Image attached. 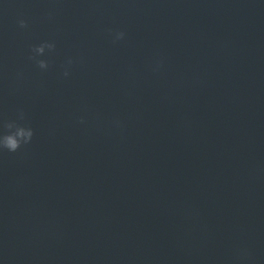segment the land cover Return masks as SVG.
Masks as SVG:
<instances>
[{"label": "clouds", "instance_id": "1", "mask_svg": "<svg viewBox=\"0 0 264 264\" xmlns=\"http://www.w3.org/2000/svg\"><path fill=\"white\" fill-rule=\"evenodd\" d=\"M47 18L51 20L53 18V13L49 12ZM20 29H27L29 27V22L24 17H18L16 21ZM108 34L112 39V43H118L126 38V33L123 30H113L108 29ZM56 44L54 41H42L38 45H34L30 49V55L28 59L33 62L39 69L47 70L50 67V62L47 59H41L47 54L55 52ZM77 61L73 58H68L63 65L64 77L70 75L71 67ZM82 62V60H81ZM163 66V60L157 59L153 64V71L158 72ZM17 78H22V73H17ZM26 113L23 109H18L16 117L14 119L5 120L0 122V152L7 151L9 153H16L23 147L29 145L34 137V129L30 124L26 122ZM78 123L85 124V117L81 116L78 119ZM114 127H121L122 122L118 119L112 121ZM249 253L247 249L241 250L237 257L238 264H246L249 258Z\"/></svg>", "mask_w": 264, "mask_h": 264}]
</instances>
